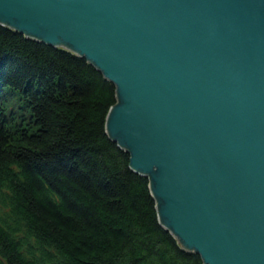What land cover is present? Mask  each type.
I'll return each mask as SVG.
<instances>
[{"label":"water","instance_id":"obj_1","mask_svg":"<svg viewBox=\"0 0 264 264\" xmlns=\"http://www.w3.org/2000/svg\"><path fill=\"white\" fill-rule=\"evenodd\" d=\"M0 24L91 61L107 131L205 264H264V0H0Z\"/></svg>","mask_w":264,"mask_h":264},{"label":"trees","instance_id":"obj_2","mask_svg":"<svg viewBox=\"0 0 264 264\" xmlns=\"http://www.w3.org/2000/svg\"><path fill=\"white\" fill-rule=\"evenodd\" d=\"M116 103L86 57L0 24V264H205L109 135Z\"/></svg>","mask_w":264,"mask_h":264},{"label":"rangeland","instance_id":"obj_3","mask_svg":"<svg viewBox=\"0 0 264 264\" xmlns=\"http://www.w3.org/2000/svg\"><path fill=\"white\" fill-rule=\"evenodd\" d=\"M8 99H9V101L11 103V106L13 108H17V107H19L21 105L19 97L17 95H15V94L14 95H8Z\"/></svg>","mask_w":264,"mask_h":264}]
</instances>
